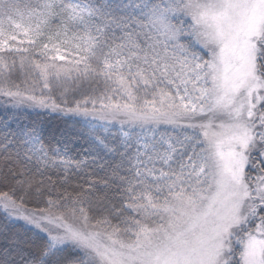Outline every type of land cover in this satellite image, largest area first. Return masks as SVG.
<instances>
[{"label": "snow or ice", "instance_id": "obj_1", "mask_svg": "<svg viewBox=\"0 0 264 264\" xmlns=\"http://www.w3.org/2000/svg\"><path fill=\"white\" fill-rule=\"evenodd\" d=\"M0 264H264V0H0Z\"/></svg>", "mask_w": 264, "mask_h": 264}]
</instances>
